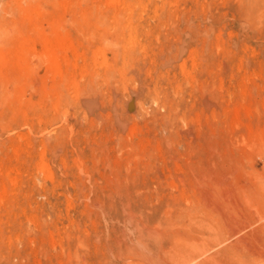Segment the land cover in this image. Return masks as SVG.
<instances>
[{"label": "rangeland", "instance_id": "obj_1", "mask_svg": "<svg viewBox=\"0 0 264 264\" xmlns=\"http://www.w3.org/2000/svg\"><path fill=\"white\" fill-rule=\"evenodd\" d=\"M208 256L264 264V0H0V264Z\"/></svg>", "mask_w": 264, "mask_h": 264}, {"label": "bare ground", "instance_id": "obj_2", "mask_svg": "<svg viewBox=\"0 0 264 264\" xmlns=\"http://www.w3.org/2000/svg\"><path fill=\"white\" fill-rule=\"evenodd\" d=\"M60 37H56L53 40L50 41H44L43 42V50L45 51L46 54V58L49 61L50 64H52L54 66V64H56L58 57L60 55V52L66 48V43L65 40L63 39H58ZM62 38V37H61ZM41 41V40H40ZM41 41V42H42ZM64 51V50H63ZM62 51V52H63ZM223 257H230L231 253L230 252H223ZM248 259V258H246ZM245 258L242 257L239 258V263L243 264L245 263L247 260ZM193 259L186 261L183 264H199V262H191ZM215 264V259L213 257H205L204 261H202L200 264ZM248 264V263H246Z\"/></svg>", "mask_w": 264, "mask_h": 264}]
</instances>
